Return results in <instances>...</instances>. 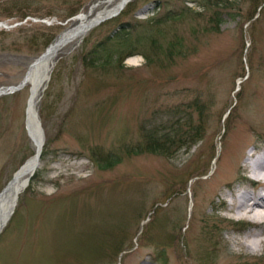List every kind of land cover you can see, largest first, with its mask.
Returning a JSON list of instances; mask_svg holds the SVG:
<instances>
[{
	"label": "rangeland",
	"instance_id": "obj_1",
	"mask_svg": "<svg viewBox=\"0 0 264 264\" xmlns=\"http://www.w3.org/2000/svg\"><path fill=\"white\" fill-rule=\"evenodd\" d=\"M101 1L41 0L39 13L51 14L48 15L52 22L50 29L32 26L12 33L19 25L13 26L9 19L2 20L8 27L0 28V87L15 85L21 80L28 64L42 51L43 43L59 31L58 17L65 18L74 9H78L79 14H87L89 8L99 2L92 9L94 14L106 5ZM116 1L113 0V4ZM186 1L188 4L184 0H136L130 4L128 14L121 17L125 21H145L147 17L181 11L179 17L167 18L151 29V35L158 39L161 47L166 46L167 40H173L185 49V56L174 57L172 63L163 57L160 62L145 63V59L136 54L128 57L121 67L110 60L108 63L114 67L108 66L101 72L95 64H85L81 55L112 31L113 21L92 29L78 48L59 54L52 69L57 75L51 85L50 80L37 103L45 132L53 137L49 146L53 152L36 170L31 195L37 198L29 192L22 194L0 235V251L3 252L0 264H112L124 235L127 238L123 249L132 250L128 258L124 255L125 264H159L156 248L165 251L167 264H202L205 260L201 262L197 252L200 250L202 254L211 247L201 237L214 222L221 226V231L220 226L215 228L217 231L212 230L216 236L213 240L217 257L211 264L240 261L239 252L229 249L236 247L234 241L243 239L247 230L229 229L231 225L227 222H218L230 213L226 208L213 209L207 196L203 200L202 195L227 180L222 177L226 169L230 168L226 175H231L243 148L253 140L258 141L256 133L249 134L246 126L264 134V9L251 27V37L249 31L242 28L239 17H226L219 33L204 30L210 9ZM248 8V3H244L241 15ZM146 11L149 15L144 17ZM2 17L0 10V19ZM75 23L71 20L63 29ZM147 29L143 27L144 32ZM33 31L38 33L36 41L25 43L21 35L28 37ZM242 39L250 43L247 52L242 50ZM17 43L18 51L10 49ZM246 61L248 77L241 79L242 99L236 100L233 90L238 79L235 77L242 72ZM98 82L101 88L96 87ZM80 84L82 89L77 90ZM197 91L210 104L204 138L190 151L179 149L171 158L124 151V144L135 143L140 120L158 109L156 106L183 103ZM28 94L29 85H26L0 98V186L32 147L24 135ZM102 101L103 106L96 108V102ZM233 105L232 115L225 119ZM225 128V134L214 133ZM92 146H99L104 152L120 153L121 161L108 169H99L89 151ZM221 147L222 154L213 164V153H220ZM215 164L217 171H214ZM191 173L200 176L189 180ZM102 180L104 187L99 183ZM69 192L83 194L67 196ZM174 192V196L167 198ZM61 196L67 197L66 200L56 203L55 198ZM38 198L52 200L59 208ZM157 202L158 213L154 214L153 204ZM189 215H193V220L187 228ZM148 222L152 223V228H147ZM175 223L184 226L181 236L173 231ZM143 228L161 236L167 231L175 236L177 244L169 247L164 245V240H158L159 246L154 243L147 246L135 239ZM161 236L158 238L162 239ZM111 241L113 253L107 250L112 247ZM102 242L106 243L105 248ZM239 251L256 257L243 247ZM119 254L114 259L115 264H123Z\"/></svg>",
	"mask_w": 264,
	"mask_h": 264
},
{
	"label": "bare ground",
	"instance_id": "obj_2",
	"mask_svg": "<svg viewBox=\"0 0 264 264\" xmlns=\"http://www.w3.org/2000/svg\"><path fill=\"white\" fill-rule=\"evenodd\" d=\"M91 19L80 20L79 24L69 30L66 35H71V39L62 45H57L47 55L48 60H54L56 54L64 46L78 42L84 35L83 27ZM45 83V82H44ZM44 83L41 84L39 91ZM38 91V92H39ZM36 101V99H35ZM35 103V102H34ZM32 108L28 109V112ZM36 163V160L34 161ZM240 180L236 185H229V199L222 194L219 205L226 208L235 219L248 220L251 224L248 226L243 239L237 238L234 243L245 250L258 255L263 254L264 250V148L258 145L253 146L248 152L247 157L239 165ZM243 176H247L246 178ZM26 175L18 176L17 181L22 182ZM246 181V182H245ZM244 182V183H242ZM216 205L213 201H211Z\"/></svg>",
	"mask_w": 264,
	"mask_h": 264
},
{
	"label": "trees",
	"instance_id": "obj_3",
	"mask_svg": "<svg viewBox=\"0 0 264 264\" xmlns=\"http://www.w3.org/2000/svg\"><path fill=\"white\" fill-rule=\"evenodd\" d=\"M185 126L190 129L189 132L192 131L194 133H197V130L193 126H190L188 122L185 124ZM144 138H145V141L147 142L148 140L151 139V134L145 133ZM154 145H156V142H154ZM163 150L165 151V147H163Z\"/></svg>",
	"mask_w": 264,
	"mask_h": 264
}]
</instances>
